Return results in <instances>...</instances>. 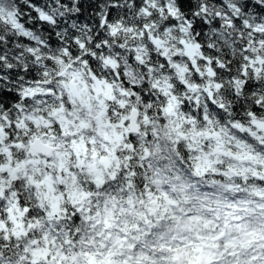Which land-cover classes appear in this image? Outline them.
<instances>
[{"label":"snow or ice","instance_id":"obj_1","mask_svg":"<svg viewBox=\"0 0 264 264\" xmlns=\"http://www.w3.org/2000/svg\"><path fill=\"white\" fill-rule=\"evenodd\" d=\"M0 264H264V0H0Z\"/></svg>","mask_w":264,"mask_h":264}]
</instances>
